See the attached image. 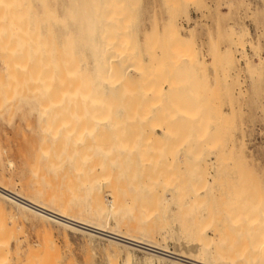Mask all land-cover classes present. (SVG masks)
Returning a JSON list of instances; mask_svg holds the SVG:
<instances>
[{
  "label": "rangeland",
  "instance_id": "obj_1",
  "mask_svg": "<svg viewBox=\"0 0 264 264\" xmlns=\"http://www.w3.org/2000/svg\"><path fill=\"white\" fill-rule=\"evenodd\" d=\"M10 3L15 5L14 9L12 7L13 6L12 4L8 5ZM0 4H1L0 5V25L2 27V28L0 27V169H1L2 174L6 175L8 179L12 175L11 176L12 179L14 178L15 180L19 181L22 176L23 177L24 175L26 176V174L24 175L22 174L26 171L25 161L27 158H30V161L32 162L31 164H33V167H34L33 169H35V167L37 166V162L35 161L33 157V149L31 147L33 144L40 142V139L43 138L48 132L47 127L50 126V122H48V120H39L37 118L39 116L37 115L39 113L38 111H40L38 110V108L42 106V105L40 106L39 103L42 104V99H43V98L42 99L40 98L41 96L39 94L43 95L45 98H47V96L57 97L58 94L60 93L59 89L61 90L62 87L64 88L66 86H69V89H71L74 83L73 82L74 79L70 77V79H72V82H71V80L68 77L71 74H72V77L75 75L76 71L74 69L76 66L78 68L79 74H80V70L81 69L83 70L85 68L83 72L85 74L87 73L88 77H92L89 75V73H91L95 67L97 68V65H95L96 63L94 61H96V57L99 58L103 53V51H101L99 47L100 40H101V37L99 38V35L100 36L104 35L105 30L106 32H108V29H110L111 21L112 19H114L116 21L115 23L120 26L118 27L120 30H122V28L130 30L129 32L130 35L128 39L134 38L136 36L135 39H133V42H135L136 45L135 46L130 45V46L134 50H137V49L138 51L140 50L139 57L142 58L141 64L142 65L144 64V65L142 66L143 68L142 70V68H140V65L138 64L139 68L137 70L133 69L134 72L133 70H131L133 73L129 72L130 73L129 76L133 74L132 78L136 79L137 78L136 76L138 75L139 79L137 80H139L140 83L139 81L134 80V81H137V84L136 82H134V84L136 85L140 84L141 86L142 85L145 86V88L143 89L144 92L141 90L142 91L141 93H144V94L148 93V95L152 93L155 94V92H152V91L156 87H154L153 89V86H154V83H153L152 88H151L150 85L153 81L152 79L149 80L151 82V83L149 82V85H148V81H143L144 84H142L141 78H143L144 75L140 76V73L146 74V76H144V79H143V80H146V77L148 76L147 78L149 79L150 75L153 74V72L155 76L154 75L152 76L157 78L156 73H155V69L158 67L157 63L160 64L161 62L160 65L162 67L159 65L160 73H163L161 72V70L164 67L165 68L167 67V69H169L172 72V71H176V69L179 66L184 65V69L182 66L183 72H181L180 70H179L181 72L180 74H178L179 73L178 71H176L178 73L175 72L176 75L178 74L181 77V74L184 75V72L187 71V73L185 72L187 75L186 76L184 75L183 80H181L180 77L177 78L178 75L176 77L169 78L171 80H173L174 78L176 79V80L169 82L172 84L175 81V83H173L175 85L174 86L175 90L172 89L174 92L172 91V93L169 94V97L171 96L172 98L173 96L174 102L173 101L172 102L175 104L174 105L175 108H173V110L176 109V107L178 108L179 106L178 104L180 105L183 104L182 106L185 105L186 108L188 106L186 111H188V109L189 111L193 109L195 111L199 107L200 109L198 108V110L196 111L199 116V114L206 108L204 107V105L211 106V108L210 106L209 108L207 107L208 110L211 109L209 110V113H207L208 112L207 110H204L206 111L205 114L202 113L204 115V118L200 116L201 119L204 120V122L207 121L204 127L205 131L204 129H201V131L200 129H198L200 127L202 128V125H204L203 124L204 122L201 120L203 122L202 123L200 122V120L197 121L195 119L196 116L194 115H197L196 112L194 113L193 111H191L193 112V114H190L188 112L190 116L188 115L185 116L186 114H184L185 112V109H184L183 117H189L188 118L189 120L190 117L194 116L190 120H192V122L194 120L197 121L196 125L197 124L199 125L197 129L198 131H200V133L203 130L204 136L201 135L200 133L198 134H200L199 135L200 137L203 136L204 139L202 137H201L202 139L199 138V136L196 137L197 135L196 133H195V136L192 135L191 133L190 135L196 137V139L198 138V140L195 141V139L188 134V136L192 137L193 140L195 141V142H192L191 144L192 148L195 147L193 145L195 144L198 145V142L200 144L199 139H201V142H202V140L204 141L208 138L207 135L210 134V133L206 134L208 129L210 130L212 126L214 127L215 125L217 126L216 128H218L217 135L219 136H216L215 138L218 141H216L215 139L214 141L216 142L215 144H218L216 146L220 147L219 149H221V153L219 149L210 150L212 148V145H215V144L210 143V141H207V143L208 142L210 143V145L208 143L209 147L208 145L206 146V149L207 147L209 148V151H210L209 153L207 150H205V144H206V143L204 144L205 141L202 143L204 150L203 148H201L202 144L199 145L201 148V151L198 150L199 152H202L204 154V156L202 153H201L202 155L200 154V159L202 160H207V161L209 160L208 161L209 163L210 162L214 163L216 162V160L217 161L219 160L218 161L219 166H220L219 170L221 171H219L218 173L219 174L218 178L220 180L215 182L217 186L213 188V189L216 188L215 190L217 191L215 192V190H211V194L210 193L209 194L213 196V192H214L215 194L219 195V197L217 195L216 197L221 198V199L219 200V199L213 198L215 196H213L212 198L210 196H207L208 198H206V201L208 203L211 201L214 203V204L213 203L209 204L210 205L209 207L213 209L214 211L213 213L216 214L217 212V215L215 214L214 215L218 218V221H219L218 223L222 225L220 226L222 234H221V238L220 239L218 238L219 239L218 242H219V245L222 244V246L224 247L227 246L229 249H230L229 245L231 247L233 246L232 248L234 249L236 248L235 249L236 253L238 252V254L240 253V255L242 253V255L244 256H246L245 254H247V256L251 254L253 256L255 255L256 257L258 256V252L255 251L256 250L255 246L257 245L258 239L261 237V235H263V233H261V235L259 234L261 230L260 228L262 227L264 228V221L262 222L263 225L262 224L258 225V223H255L257 219L254 215L256 213L255 209L257 213L262 212L261 215L264 213V0H0ZM6 5L7 7H5ZM17 7L18 9H15ZM80 23L81 25H79ZM90 24H91V29L89 28ZM169 25L171 26L169 27ZM97 26L101 27L102 30H100L101 28L98 29ZM101 32H104V33L101 34ZM174 32L178 33L179 39L181 38V36H183V39H186L187 41L185 40L183 42L177 39L178 37H176L175 41L177 42H174V39H172ZM127 36H128V33H127ZM175 36L177 35L175 34ZM92 37L94 39H92ZM97 38H99L100 40ZM103 38L104 36H102V41H103ZM144 38H147V39L145 40ZM242 39H243L242 42L244 44L241 43L242 44L241 45L239 42H241ZM76 40L78 41V43ZM93 40L97 42L95 45L93 44L95 43ZM171 42H173L176 45H174ZM79 43H81L82 45ZM177 43L180 45H178ZM131 44H134V43H131ZM137 44L139 47H137ZM93 45L98 49H95ZM150 45H151V48H150ZM172 45L175 48H173ZM80 46H82L83 50L82 49L78 50L79 48H81ZM167 46L172 47L173 49L168 48ZM12 47H13V51L14 49L18 48L19 53L17 54L18 55L17 58L16 56H12L14 57V59H12L11 57L12 62H9V63L13 64L15 61V64L13 66L20 65V69H19V72H17L14 69L13 73L16 71L14 74L13 73L8 74L6 71H4L6 68L5 65L8 63V59H9V58L5 59L6 57L5 55H8L10 57V52L12 53ZM153 47H154V50L156 49L155 47L158 48L156 49L157 51H153V52H158L156 54L159 55V60H158V56L157 58L155 57L157 63L156 61L153 60L154 58L153 56L154 55L156 56L155 53L151 52L153 50ZM3 50L6 51L5 55L3 54L4 53ZM147 50L148 51L151 50L149 51L150 55H152L153 53L151 57L149 56L151 60L148 58L149 53L147 52ZM160 51L164 53L162 54ZM191 51L194 53H191ZM75 52H76V55H74ZM83 52L85 53L83 54ZM95 52H97L98 56H95L97 55ZM80 53L82 54V56ZM174 53L176 57L174 56ZM177 53L179 54L180 58L178 57ZM88 54L92 55V59H90L91 57H89L90 55ZM167 55H170V56H167ZM74 56L78 57V59L75 58ZM160 56H161V59H160ZM185 56L186 58H184ZM86 57L89 59H85ZM93 57H95V59ZM168 58L169 59L171 58V60H173L171 64H173L174 66L171 64L169 65L170 63L169 61L167 63L166 60H169ZM17 59L19 60V62ZM73 59L75 63L73 62ZM75 59H77V61H75ZM82 61H86V62L88 61V63L90 62L89 64L90 65L92 64V65L90 66L89 64H86V62L83 63ZM147 61H149L151 65L150 63L145 64V62L147 63ZM152 61L154 62L153 66H152ZM177 62L178 64H176ZM185 62L188 65L187 64L185 65ZM77 63L81 65L78 66ZM82 64L84 65L82 66ZM147 65H149L148 67H151V69L149 70L150 72L149 71L147 72V69H148L146 68ZM176 66L177 68L175 69ZM186 67L188 68L187 70H185ZM86 69H88V71ZM94 70L96 71L97 69H94ZM70 71H71V74H70ZM170 71H167V72H170ZM167 72H165L166 76L164 75L163 77L164 82L167 79V77H169ZM66 73H69V76L67 78L65 76ZM157 73L160 74L159 72ZM11 75L13 78H11ZM191 79L193 80V83ZM13 80L14 82H12ZM129 80L130 79H128V81ZM154 80H158V79H154ZM17 81L18 82L20 81L19 84L22 83L23 86L26 85L29 87V88L26 87V90L28 89V91L25 90V94L28 92L27 95H25L24 93L23 95H21L22 91L24 90V87H21L22 86L21 84L18 85ZM167 81L165 82L166 84L158 82L159 84L161 83V86L157 84L155 85V86H159V89L158 88L156 89H157V92H159L158 94H160L158 95L156 93L158 96L156 94L155 96L158 97V99L160 96H163L167 102L166 104H168L170 100H172L169 97L168 98L170 100L169 101L167 100L168 95H166V93L169 91L166 92V90L171 85V84H168L167 86ZM33 82L36 83L35 87L34 86L32 87L30 86V84H28V83L34 84ZM145 82H147L146 85H145ZM131 84H129L128 82L127 86ZM134 84L131 86H134ZM16 86H18V89ZM141 86H135V87L129 86V87L130 89L135 88L134 89L135 91L137 90V87H140L139 90L142 89ZM129 87H127V89ZM160 87L163 89H161ZM146 89H148L149 92H147ZM169 89H171V87ZM33 90L37 93L36 95L33 93L34 92ZM29 91H31V94L33 93L35 96H31V94H29L30 93ZM185 91L187 92V94ZM179 92L180 93L184 92L185 95L187 96L195 93L192 97L193 99L195 98V95H196V98L199 95L198 99L200 101L198 100L199 102L198 101L196 102V103H199L197 108L195 109L194 106H193V109L191 106H190L191 109L189 108L190 104L195 105V107L197 105L196 103L195 104L191 103V99H192L190 98L191 96H188L190 99H187V97L186 98L184 97V93H183V96L181 97L182 98L184 97V100L186 99L188 102H184V100L181 101L180 100L181 98L178 97L181 95ZM16 93L17 94L20 93V94L17 95ZM28 95L29 97L31 96L33 100L29 98ZM138 95H136L138 97V98L136 97L138 101H133L132 105L135 102L136 103L138 102V105H139V102H140V104L143 106L144 100L140 101L139 99L140 95L139 96ZM18 96H22V97L20 99L18 98L19 101L15 100L14 101L15 104H14L13 98L16 99ZM36 96H38L37 97L38 100H36L37 99ZM130 96H133V95L126 96V98L128 97L127 99L129 100V102L131 100ZM141 96L146 97L147 94L146 96L145 95H141ZM200 96H202V98L205 97V99L204 98L202 99ZM163 97H161V102L165 101L163 100ZM207 97L208 99H206ZM22 98H24V100ZM26 98H29V100H27ZM148 99H151L154 101L152 97L147 98V100ZM20 100L22 101L20 102ZM151 100H148L151 102V106L155 104L157 105L156 108L159 109L161 102H156V100L153 102ZM194 100H197V99H194ZM35 101H38V102H35ZM16 103H18V106H16L17 105ZM146 103H147L146 104L147 106L144 105V109L148 108L149 103L148 102ZM212 103H215V104H212ZM162 104L164 105V103ZM33 105H34V109L32 108ZM35 105H36V108H35ZM134 105L137 106L136 104ZM182 106H180L181 108L179 107L178 109L182 110L183 109ZM170 107H168L166 111H169ZM201 107H203L204 109ZM165 108L166 107L163 108L164 112H165ZM178 109L174 111H176L178 116L182 117L180 115V113L182 114V112H180ZM138 110L139 109H137V111ZM141 110L142 109L140 108V112ZM199 110L201 111L199 112ZM158 112L160 113V110ZM163 113L161 112V114ZM176 113L174 115H176ZM61 114H62L60 115L61 118L62 119L65 118L66 110L63 109L61 111ZM165 114H168V112ZM178 116L175 118L176 119L179 118ZM177 120L178 122H176ZM177 120L174 119V123L172 120L170 124L172 126L173 124L176 126V127L171 126V129L173 128L172 129L174 130L173 132L177 131L178 136H179L178 137L177 134L176 136L173 135L171 131L172 133L171 137L175 136L178 139L174 140L173 142L172 140L168 141L166 139H161L163 143L161 144V146L164 145V147H166L165 145H167V148L168 147L169 148L164 149L162 147L163 149L161 148V150H163L164 153L160 151V153H158L159 156L157 153L153 155L151 154V155L154 157V159H156L155 158L156 155H157V159L162 156L164 158L167 157V159L169 160L167 159L164 160L163 157L162 158L164 161L161 160L162 158L159 159V161L156 159L157 160V162L155 160L156 165L158 166L162 164L161 163L162 161L163 163H165L163 164L164 167L171 164L167 166V167H171V169H170V172L168 171L169 172L168 175L166 173V176H167L166 178H171L169 176L173 177V174L176 172L175 176L177 177V179L179 178L178 181L175 178L173 179L171 178V179L174 180V182L177 181L178 183L180 181L182 182L180 184H183L186 182L184 181L185 180L184 178L187 177L186 174H188L191 171L190 170L189 172H187L188 166L187 164L184 163L186 161L185 159H188V161L189 160L191 161L192 156L195 157L199 153L198 152H197L198 154L196 153L197 149L195 150L194 154L193 152L190 153L191 152L190 145L188 146L187 149H185L186 148L185 146L187 144L186 142L189 141L187 140L188 137L186 138V136H185L186 140L184 138L183 141H181V142H184V143H181L183 144V146L180 144L179 141L184 137V134L187 133L186 130H188V128L186 130L185 129L183 130L182 127L186 128V126L189 124L187 123L182 126L181 125L182 122L180 124L179 119ZM183 121L185 122V120ZM178 123L181 125L180 127ZM125 124H127V122H125ZM128 125L130 126V123ZM131 125H136V124L134 123ZM137 126L138 125H136V127ZM125 127L127 130V132L126 131L125 132L126 134H128L129 132L128 131L129 129H127L128 126L125 125ZM125 127H124V130H125ZM136 127L134 128L136 129ZM138 127L136 130H138ZM187 127H190V126H187ZM195 127L196 126H194L193 128ZM105 128H106V131H105ZM177 128H181L183 131H185V133L179 134V132H183V131H180V129L177 130ZM103 129H104L102 130L103 132L101 131V129H99L98 133L100 134L102 133V135L103 133L104 134L106 133L105 134L106 136L107 132H110L109 131L110 128L104 127ZM136 130L134 131L136 132ZM191 130L189 128L188 133H190L189 131ZM212 130L216 133V130H214V128L211 129V131ZM132 134L134 133L130 132V135ZM137 134H139V132ZM181 134L183 135V137ZM134 135L136 136V133ZM139 135H137L136 138H138ZM205 135L207 136V138H205ZM210 135L214 137V133L213 134L211 133ZM143 136L140 135L139 139L143 138ZM171 137H168L167 139H170ZM136 138H132V139L135 140ZM145 139H141V141L144 143H147L145 142ZM208 139L211 140L210 138ZM156 140L158 139L156 138L152 142ZM167 141L170 142L173 147ZM142 142L140 144L143 146ZM159 142H160V139L156 143H159ZM175 143H176L175 147L178 146L179 144L180 145L175 148L174 147ZM149 144L147 143V145H145L147 149L149 147L148 146ZM168 144L170 146H168ZM151 145L152 144H150V147H149L150 149H152L154 144L152 146ZM170 147L172 148L171 150H170ZM197 147L198 146H196V148ZM147 149L144 148V152L145 150L147 151ZM155 150H153L154 153H155ZM153 151H151V153H153ZM166 152H168V154H166ZM205 152L209 154V158H207L208 155L205 154ZM164 154H166V156ZM168 155H172L171 160L172 159L174 161L176 160L175 162L173 161L174 163H177V162H178L177 164L181 163L180 165H178L179 167L180 166L183 167V165L185 164L184 168L181 167L182 169H184V171L182 170L183 174H181V168L179 169V167L176 164L174 165L172 161H171L172 163L169 162L171 156L169 157ZM198 156L196 158H193L194 162H195V159L197 160L199 159ZM204 157L206 158L204 159ZM179 158L181 159V161L179 160ZM212 160H215V161H212ZM9 161H14V166L13 165L10 166ZM167 161L169 162V164H167ZM188 161H186V163H188ZM189 164L190 162L188 163V165ZM191 164L194 166L193 160L191 161ZM172 165L175 166L174 167L175 170L173 169ZM177 168L179 169V171ZM190 168H193V167L189 165L188 169ZM163 169L161 170L162 171L161 173H163V171L166 168L164 170ZM215 169L216 168L214 166L210 165L207 171L215 175ZM172 170L174 171V173L170 174L171 172H173ZM205 173L206 172H204V175ZM29 175L31 176L30 173H28V176ZM43 178H46V180L50 179L49 176L47 175L43 176ZM164 178H165V175H164ZM171 179L169 180L171 181ZM169 180L167 182L165 181V183L164 181L162 182V184H164L163 187H165L166 190L165 189L162 190L163 188L161 186H159L160 187L159 189L161 190L157 191L155 189V191H157L156 194L158 198L154 192L155 194V196L153 195L154 201L156 200V202H159V203H157L158 206L157 204L151 203L152 206L150 208L152 209L154 205V209H157L155 207H158L160 210V211L155 210L156 212V216L154 217L155 220L153 219V221L151 222L152 225L155 224L154 227H156V229H157V225H159L158 227H160V229H157V230L155 229L156 237L159 238L160 240H163L164 238L162 237L163 236L162 234L167 235L164 241H166L170 249H173L176 246L175 245L176 240H177L176 238L179 235H182L180 234L182 228L179 223H182V220L184 221V218L187 217L186 215L187 213L185 214V211L187 209H185L186 206L183 207V210H181L182 208L179 207L180 206L179 200L180 198H183L182 196L185 194L184 188H181L183 194H181L182 192L176 193V192H172L168 190L169 188L167 187L175 184L174 182L173 184L171 182V185H170ZM126 182L124 183L130 187V185L127 184L129 181L127 183ZM218 183L220 184L219 186H218ZM126 185L124 186L126 187ZM75 186H76L75 189L77 190V191L75 190L76 192L75 195L76 196L80 195L78 196V199L79 197H82L84 199L83 203H85L86 200L88 202H91L94 198L93 196L96 195V193H99V192L102 193L103 191L106 190L105 184L100 185L98 189L88 188L89 186H85L86 189H84L80 187V185L78 184L77 185L75 184ZM183 187H184V184H183ZM129 189H127L128 192H129ZM218 189L220 191H218ZM136 190L138 191V189ZM130 191L132 192L131 195H133V193L135 192L134 189H133L134 192L132 190ZM224 191H227V192H224ZM228 191H231L230 192L231 195L228 193ZM139 192L141 193V191ZM217 192H219L220 194ZM234 192H237V193H234ZM136 193L138 194V192ZM142 193H143L142 195H144L143 191ZM163 193H165V195ZM179 193L181 195L180 198H179L180 195H178ZM222 193L223 195H225L223 200H222V197H220ZM232 193L236 194L237 198H234L235 195L233 194L234 196H232ZM127 194L129 196L128 198L131 199L130 197L131 195L129 193ZM169 194H170V197H169ZM104 195L110 199V197L108 196V193L105 192ZM176 195H178L177 196L178 198H176ZM82 198H80V200ZM140 198H139V201L141 202V207H142V200L145 198H143V196H141ZM167 198H169L168 203L166 200ZM232 198H234L235 200L234 199L232 200ZM210 199L212 200L209 201ZM214 201L215 202L218 201L216 203L217 205L215 204ZM144 202H148V200L146 201L145 199ZM0 203L2 205L0 206V245H1L0 246V264H5V263L6 264L7 263L8 264H95V263L100 264L102 262H108V261L110 262L111 260H113V262L112 261L111 262L115 264H123V263L124 264H133V263L134 264H146V263L147 264H162V261H159V259H156V256L151 257L152 254L149 253L146 249H139V248L131 249L132 256H130L129 258H127L126 257L127 254H125V253H128L127 250L123 251L122 253L123 256L116 255L115 253H113V250H114L113 247L115 246L114 245L112 246V243L108 241L107 236H96L92 238L86 232H82L81 230H77L74 228H67L66 235H64L65 232L62 226H59L56 223H49L46 225V227H44L42 226V224L37 222L35 219H32L29 215H26V214L24 215V211L21 212V209H19L20 210L19 211L17 210L18 208L16 207V210H15L14 208L15 206L13 207L11 203L4 202L3 200H0ZM219 203L220 205H218ZM212 204L216 208V212ZM252 204L256 206L255 209ZM146 205H148V203H146ZM161 208H162V211H161ZM10 210H11V214H10ZM158 211L159 213H157ZM224 211H227L228 214ZM134 212H136V210ZM219 212H222L223 215L222 213H219ZM240 213L242 214L244 213V214L242 215ZM141 214H143V211L141 212ZM228 215L231 217H229ZM157 216H159V218ZM221 216L223 217L221 218ZM244 217L246 220H244ZM154 221L157 223H155ZM222 221L225 222V224H223ZM227 221L228 222L230 221V222L228 223ZM161 225H162V228H161ZM250 225L254 226L255 229L259 227V229L253 230L252 228L254 227H252L251 228L252 230H251ZM229 226L230 227L235 226V229L237 226L236 230L238 231L236 230L234 231ZM246 226L249 228H247ZM224 228L226 229L228 228L227 230L225 229L226 232L228 230L229 231L232 230L231 232H227L228 236L224 235V232H223ZM166 229H167V233L165 232ZM49 230H51V232H49ZM159 230H160V233H159ZM241 232H243L244 234H242ZM246 232H248L249 234H247ZM158 233L160 235H158ZM233 233L235 234V236L233 235ZM237 234H239L240 237ZM219 236L220 235H218L217 237ZM224 236H225V239H224ZM230 236L233 240L230 239ZM237 236L239 237V240ZM226 238H228L229 240L228 239L226 240ZM236 242L238 243L237 245H236ZM248 245L250 246L248 247ZM250 251L251 253H249ZM253 252H256V254H253ZM262 252H259L258 258L260 260L263 257V256L262 257L260 256L264 254V250ZM3 253H6L7 255ZM150 257L153 259L151 260ZM263 259L264 258H262V261ZM98 261L99 263H97ZM165 262H166L165 264L170 263L168 260Z\"/></svg>",
  "mask_w": 264,
  "mask_h": 264
},
{
  "label": "bare ground",
  "instance_id": "obj_2",
  "mask_svg": "<svg viewBox=\"0 0 264 264\" xmlns=\"http://www.w3.org/2000/svg\"><path fill=\"white\" fill-rule=\"evenodd\" d=\"M11 4L12 3H10L8 5H11ZM12 5H13L12 7L14 9L15 5L14 4H12ZM5 7H7V5ZM8 7H10V6H8ZM15 9H18V7ZM89 14H90V12H89ZM83 19H85V18H83ZM115 22L116 21L114 19H112L111 24H110V29H108V32H106V30H105V33L101 32V34L104 33V35H102V36H104L103 41H102V36L99 35V38L101 37V40L99 38H97L100 40L99 47H100L101 51H103L104 55L102 53V55L99 58L96 57V61H94L95 57H93L94 58L93 61L96 63L95 65H97V68L95 67L94 69H97V70L95 71L93 69V71L91 73H89V75L92 77H88V74L86 73L87 74L86 75L83 72V70L85 69L84 67H83L84 68L83 70L82 69L80 70V74H79L78 68L76 66L74 69L76 71V73L73 77H72L71 71H70V74H71L70 76H69V73H66V75H65L66 78L69 76L68 77L69 79H70V77L74 79V81H73L74 83H73V86L71 89H69V86H66L64 88L62 87L61 90L59 89L60 93L58 94L57 97L47 96V98H45L43 95L39 94L41 96L40 98L41 99L43 98V99H42V104L39 103L40 106L41 105L42 106L38 108V110H40V111H38L39 113L37 115H39V116L37 118L39 120H48V122H50V126H48L49 128L47 127L48 132L45 131V132H47V134L43 138L40 139V142L33 144L31 147L33 149V157H34L35 161L37 162V166L35 167V169H33L34 167H33V164H31L32 162L30 161V158L26 157L27 158L25 161L26 171L22 175L26 174L27 177L24 175V177L22 176L19 181L15 180L14 178L12 179L11 178L12 175L8 179L6 177V175L2 174L1 169H0V200H3L4 202L11 203L13 205V207L15 206L14 207L15 210H16V207L18 208L17 210L21 209V212L24 211V215L25 214L29 215L32 219H35L37 222L42 224V226H44V227H46V225L49 223H56L57 225L62 226L64 228V232H65L64 235H66L67 228H74L77 230H81L82 232H86L92 238H94L96 236H107L108 241L110 243H112V246L113 245L115 246V247H113L114 248L113 253L121 256L123 251L127 250L128 253H125V254H127V256H126L127 258L132 256L131 255L132 254L131 249L139 248V249H146L149 253L152 254V255L150 254L151 257L156 256V259H159V261H162V264H165L166 263L165 261H167V260L170 262L169 264H264V259L262 261V258H264V254H262L260 256V257L263 256L261 258V260L258 258L259 252H262L264 250V228L263 227L260 228L261 230L259 232L260 235H261V233H263V235H261V237L259 239L257 238L258 239L257 245L255 246L256 250L254 249L255 251L258 252L257 257L255 255L253 256L252 254L251 255L248 254L249 256H247V254H245L246 256H244L241 253V255H240V253L239 254H238V252L236 253V250H235L236 248L235 249L232 248L233 246L231 247L229 244H227V245H229L230 249L227 246H225V247L222 246V244L219 245L218 241L221 238V234H222L220 226H222V225H220L218 223L219 222L218 218L215 216V215H217V212H216V208L213 205L214 203L211 201L212 199L209 200V201H211L209 203L206 201V198H208L207 196H210L211 198L213 196H215L213 198L219 199V200L221 199V198H218L219 195L215 194L214 192H213V196L210 195L211 190L216 189V188L213 189L214 187L217 186L215 184V182L220 180L218 178V176H219L218 173H219V171H221V170H219V167H220L219 162H218L219 160L218 161L216 160V162H214V163L210 162L211 163L210 164L208 162L209 160L207 161V160L200 159V154L202 152L198 151V150L201 151V148H203V150H204L202 143L205 141L204 142V144L206 143L205 144V150H207L209 153L210 151H209L208 147H209L210 143L215 144L216 142L214 141V139L216 138V136H219V135H217V129L218 128H216L217 126L215 125L214 127L212 126L211 129L214 128V130H216V133L213 130L211 131V129L210 130L208 129V131L206 130L207 131L206 134H208V133L213 134L214 133V137L210 134H209L210 137H209V135H207L208 138L211 139V140H209L207 138V136L205 135V138H207L208 140L207 139L204 141L202 140V142H201V139L202 138L204 139V137H203L204 135H203V130L201 133H200V131H201V129H204V131H205L204 127H205V124L207 123V121L204 122V120H202L201 117L204 118L203 114L206 113V111H204V110H207L208 111L207 113H209V110H211V109L208 110L210 105H204V107H206L205 109L203 107H201L204 110L198 116V113L196 111L199 108V107L197 108L199 103H196V102L199 100L198 99L199 95L197 98L195 95L194 99H197V100H194L192 98L195 93L194 94L189 93L191 95H188V96H191L190 98H192L191 103L197 104L195 107V105H193V104L191 105L189 103L190 104L189 108H190V106L192 107V109H193V106L195 109L197 108V110H195V111H194V109L190 110V111L188 109V111H186L188 106L186 108L185 105L182 106L183 104L180 105V104L176 103L179 105L178 108L180 106L183 107L182 110H180L176 107V109H178L180 112H182V114H183L184 109H185V112H187V113L189 112L190 114H193V112L194 113L196 112L197 115H194V116H196V117L198 116L197 118H199V119H197L196 117H195V119L197 121L200 120V122H202V121L204 122V123L202 122L204 125L201 124L202 128L201 127L198 128L199 125L198 124L196 125V123H197L196 120H194L195 123H194V121L192 122V120H190L194 116L190 117L189 120H188L189 117H183L184 114H186L185 116H187V115L190 116L189 113L187 114L184 112L183 115L180 113V115L182 117L177 115L176 111H174L176 109L173 110V108H175V106H174L175 104L173 103L174 102L173 96H172V98H171V96L169 97V94H171L172 91L175 90L174 89L175 85L173 84V83H175V81L172 83L173 86L169 82L176 80V79L174 78L173 80H171L169 78L176 77L178 74L183 72L182 70L184 69V65L181 64L183 66V69H182V66H179L178 67L179 69L177 68V66L175 67V69L176 68L178 69V70L176 69V71H178L179 73L176 71L171 72L169 69H167V67L162 68L161 72H163V73H160L159 65L161 64V62L159 64L156 61L157 56H158V60H159V55L156 54L158 52H153V51H157L156 49H158L157 47L159 46V44L157 47H155L156 48L155 50H154V47H153V50L151 49L152 51L149 50V51L156 54V56L155 55L153 56L154 57L153 60L156 61V63L158 64V67L156 66L157 67L156 69L158 71L155 69V73H156L157 78L152 76V75L155 76V74L153 72V74H151V75L149 73V75H150L149 79L147 78L148 77L147 76L146 80H143L144 76H146V74L140 73V76L144 75L143 78H141L142 79L141 83L144 84L143 81H148V85H149V82H150L149 80L152 79L153 80L152 83L150 82L151 88H152V84L154 83L153 89H154V87L159 89V86H161V83H165L169 79L170 81L169 80L167 81V86H168V84H171L170 85L171 89H169L170 87H168V89L167 90L165 89V90H166V92L169 91V92H167L168 94L166 93V95H168L167 96L168 101L170 99H172V100H170L172 106H171L170 102L168 104H166L167 102L163 96H160L159 99H158V97L155 96L156 93L157 94L159 93V92H157L156 88L154 89L156 91H154V90L152 91V92H155V94H153L150 91L153 95L152 94L148 95V93H145V94L141 93L143 91V89L145 88V86L144 85L141 86L139 84L140 81L137 80V79H139L138 75L136 76L137 77L136 79L132 78L133 74L131 76H129V74L132 72L131 70H133V69L137 70L139 68V65H140V68H142V66L144 65V64L143 65L141 64L142 58L139 57L140 56V52H139L140 50L139 51H138V49L134 50L130 46V45H132V46L136 45V43L133 42V39H135L136 36L134 38L128 39L129 35H130V33H129L130 30L123 29L122 27H121L122 30H120L118 28L120 26L118 24H116ZM87 24H88V22H87ZM79 25H81V23ZM99 26H97L98 29L101 28ZM102 26H103V24H102ZM170 26L171 25H169V27ZM0 27H1V25H0ZM88 27H89V25H88ZM89 28L91 29V24H90ZM100 30H102V28ZM100 30H99V32H100ZM127 33H128V36H127ZM131 33H133V32H131ZM144 34H145V32H144ZM175 34L177 36H175ZM95 35H96V33H95ZM176 37H178V33L174 32V35L172 38V39H174V42H177V41H175ZM169 38H171V37H169ZM92 39H94V38L92 37ZM144 39L146 40L147 38H144ZM172 39H171V41H172ZM177 39H179V37ZM179 40L184 42L186 39H183V36H181V38ZM84 41H85V39H84ZM93 41L95 43H93ZM93 41H92V43L95 45L97 42L95 40H93ZM242 41H243V39L239 43L240 44L243 43ZM1 43H3V42H1ZM77 43H78V41H77ZM131 43H134V44H131ZM171 43H173V42H171ZM79 44H81V43H79ZM182 44H184V43H182ZM174 45H176V44H174ZM178 45H180V44H178ZM96 46H98V45H96ZM80 47L81 48H79L78 50L82 49V46H80ZM137 47H139L138 44H137ZM2 48H4V47H2ZM94 48L98 49L95 46H94ZM150 48H151V45H150ZM168 48H172V47H168ZM173 48H175V47L173 46ZM18 50H19L18 48L14 49V51L17 52L16 53L13 51V47H12V53L10 52V57L8 55H5L6 51L3 50V52H4L3 54L6 56L5 59H7V58L10 59V61L8 59V63L12 62L11 61L12 56H16V58L18 57V55H17L19 53ZM78 50H77V52H78ZM176 50H177V48H176ZM149 51L147 50L148 53H149ZM162 51H163V49H162ZM162 51H160V52L162 53ZM166 51H168V50H166ZM187 51H189V50H187ZM84 53L85 52H83V54ZM95 53L97 54V52H95ZM153 53H152V55H153ZM175 53H174V56H175ZM191 53H194V52L191 51ZM92 54H93V52H92ZM172 54H170V55H172ZM74 55H76V52ZM88 55H90L89 57H91L90 59H92V55L91 54H88ZM152 55H150V53H149L148 58L150 59V57ZM170 55H167V56H170ZM81 56H82V54H81ZM95 56H98V54ZM186 56L184 58H186ZM87 57L85 59H89ZM178 57H179V54H178ZM75 58L78 59V57H75ZM12 59H14V57H12ZM77 59H75V61H77ZM160 59H161V56H160ZM181 59H182V57H181ZM162 60H164V59H162ZM88 61L87 62L82 61V62L83 63L86 62V64H89L90 62L88 63ZM166 61H167V63H168V61L170 62L169 65L171 64V62H173V60H171V58L169 60H166ZM18 62H19V60H18ZM73 62H74V59H73ZM178 62H180V61H178ZM178 62L176 64H178ZM8 63L5 65L6 68H5V70L3 69L4 71H6L8 74H12L14 69L17 72H19L20 65L13 66L15 64V61L13 64H10V63L8 64ZM148 63H150V62L149 61H147V63L145 62V64H148ZM153 63L154 62L152 61V66H153ZM192 63H193V61H192ZM77 64H75V65H77ZM186 64L187 63L185 62V65ZM80 65L78 64V66H80ZM83 65L84 64H82V66ZM150 65H151V63H150ZM171 65H173V64H171ZM145 66H144V68H145ZM148 66L149 65H147V67H146V68H148L147 72L151 69V67H148ZM167 66H168V64H167ZM161 67H160V69H161ZM180 67H181V69H180ZM166 69H167V71H170L171 73L167 72ZM187 69L188 68L186 67L185 70H187ZM86 70L88 71V69H86ZM134 70H133V72H134ZM142 70H143V68H142ZM157 72H159L160 74H158ZM165 72H167L169 77H167V79L165 78L166 80L164 82L163 77L165 75ZM175 72L178 74L176 75ZM185 72L187 73V71H185ZM185 72H184V75L186 76L187 74ZM92 74H94V75H92ZM161 74H162V76H161ZM184 75L181 74V77L178 75L177 78L180 77L181 80H183ZM128 76H129V78H128ZM159 76L162 78H160ZM151 77H153V78H151ZM11 78H13L12 75H11ZM159 78H160V80H159ZM128 79H130V80L128 81ZM154 79H158V80H154ZM185 79H184V81H185ZM62 80H63V78H62ZM70 80L72 82V79H70ZM134 80L139 81V83H138L139 85H136L137 81H134ZM161 80H163V81H161ZM32 81H33V79H32ZM127 81L129 82V84H131V82H132L131 85H133L134 82H136V84H134V86H131V85L127 86V84H128ZM12 82H14V80ZM19 82L17 81L18 85H20V84L22 85V83L19 84ZM158 82H161V83L159 84ZM33 83L34 84H32V83H28V84H30V86H32V87L33 86L35 87L36 83L35 82H33ZM192 83H193V80H192ZM146 84H147V82H145V85ZM156 84L159 86H155ZM129 86L130 87L141 86L142 89L139 90L140 87H137V90L134 91L135 88L130 89ZM16 87L18 89V86H16ZM21 87H24V90L22 89L23 91L21 93V95H23V93L25 94L26 87H28V86L22 85ZM21 87H19V88H21ZM127 87H129V88L127 89ZM148 88H150V87H148ZM191 88H192V86H191ZM161 89H163V88H161ZM128 90H129V92H128ZM146 90H147V92H149L148 89H146ZM26 91H28V89ZM31 91H32V89H31ZM31 91H29L30 92L29 94H31ZM193 91H194V89H193ZM33 93L35 95L37 94L35 91ZM33 93L31 94V96H35ZM133 93H135V94H133ZM183 93L184 92L180 93L181 95L178 96L181 98L180 99L181 101L184 100V97L185 98L187 97V99H190L187 95H185V93H184V97L182 98L181 96H183ZM19 94H17V95H19ZM27 94H28V92L25 95H27ZM127 94L133 95V96H130V98H131L130 102L127 99L128 97L126 98V96H128ZM146 94H147V96H146ZM186 94H187V92H186ZM136 95L139 96L140 101L144 100V102H143L144 105L147 104L146 102L149 103L147 109L146 108L144 109V105L142 106L140 104V102H139V105H138V102L134 103L137 106H135L134 104L132 105L133 101H138V99H137L138 97ZM141 95H145L146 97L141 96ZM158 95H160V94H158ZM31 96L29 97V95H28V97L32 99ZM13 97H15V96H13ZM21 97L22 96H18L16 99L13 98L14 99V100L12 99L13 103L15 104L14 101L18 100V98L20 99ZM37 97L38 96H36V98ZM132 97L134 98V100ZM143 97H144V99H143ZM149 97L150 98L152 97V99H154V101L156 100V102H161V97H163V100H165V101H162L160 103V107L162 109L160 107H159V109H157L156 108L157 105H155V104H153L151 106V102L148 101L151 99L147 100V98H149ZM200 97L202 98V96H200ZM29 98H26V99L29 100ZM203 98L205 99V97H203ZM22 99L24 100V98H22ZM176 99H178V98H176ZM206 99H208V97ZM36 100H38V98ZM127 100H128V102H127ZM185 100H184V102H188L187 100L186 101ZM21 101L22 100H20V102ZM151 101H153V100H151ZM35 102H38V101H35ZM40 102H41V100H40ZM18 103H16L17 104L16 106H18ZM162 103H164V105ZM181 103H183V102H181ZM14 104H12V105H14ZM212 104H215V103H212ZM161 105L166 107L165 112L163 110L164 107H162ZM168 107H170L172 109L171 110L169 108V111L171 110L170 112H172V113H170L169 111H166V109H168ZM32 108L34 109V105L32 106ZM35 108H36V105H35ZM140 108L142 109L141 112H140ZM210 108H211V106H210ZM63 109L66 110V117L62 119L60 115H62L61 111ZM134 109H135V111H134ZM137 109H139L138 110L139 112L137 111ZM159 110H160V113L158 112ZM201 110H199V112ZM143 111H144V113H143ZM191 111H193V112H191ZM161 112L162 113L164 112V113L161 114ZM167 112H168V114H165ZM175 113H176V115H174ZM177 116L179 117V118H177V119H179V123L181 124V122H182V124H181L182 126L184 124H187V123L189 124L187 126H190V127L186 126V128L182 127L183 130L184 129L186 130L187 128H188V130H189V128H190V130L192 129L191 131H189L190 133H188V130H186L187 133H185V131H183L181 128H177V130L180 129V131H183V132H179V134L185 133L184 137L181 134L183 138L179 141L180 144L184 143L181 141H183V139L186 136V138L187 137L189 138V139L187 138V140H189V141L186 142L187 143L186 146L184 145L186 147L185 149H187L188 146L190 145V148H191V149L189 148L191 150L190 153L193 152V154H194L196 149H197L196 153L197 152L199 153V154L197 153L199 155V156L197 155L199 159L198 160L195 159V162H194L193 158H196L197 156H195V157L192 156V158H191V161L193 160L194 166L191 164L190 160L188 161V159H185L186 161H188V163L190 162L189 165L193 168L188 169L189 168L188 163H186V161L184 162L188 166L187 172H189L191 170L189 172L190 175H189V173L186 174L187 177L184 178L185 180L183 179L184 181H186L185 182L186 184L183 183L184 187H183V184H180L182 182L179 181L177 183L179 178L177 179V177L175 176L176 172L174 173L173 170H172L173 172L170 173V174L174 173L173 177L172 176H169V177H171L172 179L175 178L177 181L175 180L176 182H174V180H172L171 178H166L167 177L166 173L168 175V173L170 172V169H171V167H167V166L171 165V164H169V162L174 161L173 159L171 160L172 155H168L169 157L170 156L171 157H170V161L169 162L167 161V164H169V165H167L166 167H164L163 164H165V163H163V161L165 159H167V157L164 158L161 155L164 158V160L162 157L157 159V155H156L155 158L158 161L161 158H162L161 160H163L161 162L162 164L157 166L156 165L157 160L154 159V157L152 156L153 154L160 153V151L163 152V150H161L162 147L164 149L169 148V147L167 148V145H165L166 147H164V145L161 146V144H163L161 139H166L168 141L172 140V142L174 140L178 139L177 137H175L176 134L178 136L177 131L173 132L174 130H172L173 128L171 129L172 125L170 124V122L172 120H173V123H174V119L177 120L175 118ZM186 119L188 122L186 121ZM183 120H185V122ZM189 121H190V123H189ZM125 122H127V124H125ZM176 122H178V120ZM129 123H130L131 127L128 125ZM134 123L139 126V127L137 126L138 130H136L137 129L136 125H131ZM179 123H178V125L180 127L181 125ZM193 124H195V125H193ZM125 125H127L128 126L127 129H129L128 134H126L127 130H126ZM176 125H177V123H176ZM192 125H193V127L194 126H196V127L193 128ZM104 127L110 128L109 129L110 132H107L106 136H105L106 133L105 134L103 133V135H102V133L101 134L98 133L99 129H101V131H102V130H104L103 129ZM124 127H125V130H124ZM134 127H136V129ZM172 127H176V126L173 124ZM45 128H44V130H45ZM197 128L200 129V131H198ZM196 129H197V131H196ZM134 130H136V132ZM105 131H106V128H105ZM137 131L139 132V134L142 133L147 140L151 141V142L147 141L144 138V136L142 134H140L141 136H143V138H141V139H145V142H147L148 144L149 143L152 145L154 144L153 147L156 150L153 147H152V149H150L149 148L150 144L148 145L149 147L147 149L145 146V145H147V143H144L141 141V139H139L140 135L137 134L138 133ZM171 131H172L173 135H175V136L171 137V135H172ZM130 132H132L134 134L136 133V136L134 134L130 135ZM191 133L194 136L196 133L197 134L196 137L199 136L200 134L203 135V136H201L202 138L199 136V138H201V139H199L200 144H199V142H198V145H196L194 143L195 144V145H193V146H195V147H193L194 149L192 148L191 144H192V142H195L196 140H198V138L196 139V137L190 135ZM198 133H200V134H198ZM188 134L190 136H192L195 139V141L193 140L192 137H189ZM137 135H139L138 138H136ZM168 137H171V138L167 139ZM132 138H136L138 140H136V139L134 140ZM156 138L158 140L152 142ZM186 138H185V140H186ZM159 139H160L161 143L160 142L156 143L159 141ZM217 139H218V137H217ZM139 140L142 142L144 147L140 144L141 142ZM207 141H210V143L208 142L209 145H208ZM216 141H218V140H216ZM221 141H222V139H221ZM168 143L171 145L170 142H168ZM169 144H168V146H170ZM155 145H157V146H155ZM158 145H160V146H158ZM175 145H176V143L174 144V147H175ZM181 145L183 146V144H181ZM199 145H201V148ZM207 145H208V147L206 149ZM216 145H218V144L212 145V148L210 146V148H211L210 150H216V149L220 148V147H217ZM178 146H176V147H178ZM196 146H198V147L196 148ZM144 148L147 149V151L145 150V152H144ZM149 149L151 151L155 150V153H154V151H153V153H151V151ZM171 149L172 148L170 147V150ZM192 150H194V151H192ZM219 150L221 153V149H219ZM164 151H166V150H164ZM175 151H177V150H175ZM187 153H189V152H187ZM208 153L205 152V154L208 155V156L205 155V156H207V158H209ZM166 154H168V152H166ZM166 154H164V155L166 156ZM214 154H216V153H214ZM24 156H26V155H24ZM158 156H159V154H158ZM203 156H204V154H203ZM203 156H202V158H203ZM217 156H219V155H217ZM205 158L206 157H204V159ZM217 159H219V158H217ZM155 160H156V162H155ZM167 160H169V159H167ZM179 160L181 161L180 158H179ZM212 161H215V160H212ZM9 162H10V164H9L10 166L11 165L14 166V161H9ZM177 163H174V165L176 164L178 166L181 164V163L180 164H177ZM34 164H35V162H34ZM158 164H159V162H158ZM185 164L183 165V167L178 166L179 169L181 167L184 168ZM174 165H172L173 169L175 167ZM208 165H209V167H210V165H212L216 168L215 169V175H213L207 171L209 169ZM163 168L164 169L166 168V169L164 170ZM182 168H181V174H183L182 170L184 171V169H182ZM162 169L165 171V172L163 171L164 174L161 173ZM179 169H178V171H179ZM8 170H9V168H8ZM27 172L30 173L31 176L30 175L28 176ZM204 172H206L205 175H204ZM212 172H214V171H212ZM159 174H161V175L163 174V175L161 176ZM45 175L49 176L50 179L46 180V178H43V176H45ZM164 175H165V178H164ZM33 177H35V178H33ZM182 177H183V175H182ZM167 179L168 180L171 179V181L169 180L170 185H171V182H172V184H173V182L175 183V184L167 187V188H169L168 190H170L172 192H176V193L177 192L181 193L182 192L181 188H184L185 194L182 196L183 198H180L181 197L180 193L178 194V195H180L179 196L180 200L182 199L181 201L179 200V202H180L179 207H181L182 208L181 210H183V207L186 206L185 209H187L186 211L184 210L185 214L187 213L186 214L187 217L184 218V221L182 220V223H179L181 225V228H182V230L180 232V234H182V235L178 234L179 236L176 238L177 240L175 243L176 246L173 249H170L169 245L166 243V241H164V239L166 238L167 235L162 234L163 235L162 237L164 239L162 237L161 238L163 240H160L159 238L156 237L155 231L157 229H160V227H158L159 225L156 224L157 225V229H156V227H154L155 224L152 225V223H151L153 221V219L155 220V218H154L156 216L155 210H159L158 207H155L157 209H154V205H153L152 209L150 208L152 206V204L159 203V202H156V200L154 201L153 195L155 196L157 191L161 190V189H159L160 188L159 186H161L163 188L162 190L165 189V187H163L164 184H162V182L163 181H164V183H165V181L167 182L168 181ZM126 181L127 182L129 181V182L127 183ZM124 182L129 184L130 187L128 185H126ZM75 184L80 185V187H82L84 189H86L85 186H89L88 188H94V189L97 188L98 189L100 187V185L105 184L106 190L103 191L102 193H100V192L96 193V195H94L95 194L94 193L93 194L94 198L91 202H88L85 199L87 202L85 201V203H83L84 199L82 197H79V199H78V196H80V195H78V196L75 195L76 194ZM124 185H126V187L128 186L127 189L131 188V189H129V192L127 191V189ZM219 185L220 184L218 183V186ZM132 188L134 189V191L136 189H138V191L136 190L134 192ZM218 188H220V187H218ZM155 189L157 191H155ZM130 190H132L134 192L133 195H131L132 192ZM126 191H127V193H129L131 195L130 196L131 199L128 198L129 196L126 193ZM139 191H141V193ZM142 191L144 192V195H142L143 194ZM216 191L217 190H215V192ZM218 191H220V190L218 189ZM105 192L108 193V196L110 197V199L104 195ZM136 192H138V194ZM154 192H155V194H154ZM224 192H227V191H224ZM230 192L231 191H228L229 194H230ZM217 193H219V192H217ZM234 193H237V192H234ZM234 193H232V196L235 195L234 198H237L236 194H234ZM163 194L165 195V193H163ZM181 194H183V192ZM159 195H160V193H159ZM178 195H176V198H178L177 197ZM216 195L218 197H216ZM83 196H85V195H83ZM141 196H143V198H145L146 201L148 200V202H144L145 199L142 198L143 199L142 200V207H141V202L139 201V198ZM156 196H157V194H156ZM224 196L225 195H223V193L220 195V197H222V200H223ZM137 197H139V198H137ZM169 197H170V194H169ZM80 198H82V199L80 200ZM157 198H158V196H157ZM234 198H232V200ZM168 199L169 198L166 199L167 203L169 202ZM217 202H215V204ZM146 203H148V205H146ZM176 203H178V202H176ZM211 203H213L212 206L215 208L214 210H215L216 214L213 213L214 212L213 209L211 207H209L210 206L209 204H211ZM218 205H220V203ZM0 206H2L1 203H0ZM148 206H149V208H148ZM157 206H158V204H157ZM136 207H138V208H136ZM253 207L255 209L256 206L253 205ZM238 209H240V208H238ZM135 210H136V212H134ZM137 210H139L141 212L143 211V214H141V212H139ZM159 211L157 213H159ZM161 211H162V208H161ZM184 211H183V213H184ZM224 212L227 213V211H224ZM255 212L256 213L254 215L257 219L255 223H258V225L259 224L261 225L262 222L264 221V213L261 215L262 212L257 213L256 209H255ZM219 213H222V212H219ZM10 214H11V210H10ZM240 214H242V213H240ZM222 215H223V213H222ZM157 217L159 218V216H157ZM222 217L223 216H221V218ZM229 217H231V216H229ZM224 218H226V217H224ZM235 218H236V216H235ZM242 218H243V216H242ZM242 218H241V220H242ZM229 219H231V218H229ZM244 220H246L245 217H244ZM155 223H157V222H155ZM223 224H225V222H223ZM252 225H253V223H252ZM256 226H257V224H256ZM252 227H254V226H251L250 229ZM161 228H162V225H161ZM230 228L235 231L237 229V226H236V229H235V226H231ZM247 228H249V227H247ZM167 229L165 231L166 233H167ZM225 229L226 228H224L223 229L224 231L223 230L222 231L224 232L225 236L226 235L228 236L227 232H231L232 230L231 231L228 230L226 232ZM252 229L258 230L259 227L256 229L254 227ZM236 231H238V230H236ZM49 232H51V230H49ZM243 232H244V230H243ZM243 232H241V233L244 234ZM159 233H160V230H159ZM159 233H158V235H160ZM246 233L249 234L248 232H246ZM218 235H220V236L217 237ZM233 235L235 236L234 233H233ZM237 235L239 236V234H237ZM225 236H224V239H225ZM239 237H238V240H239ZM228 238H226V240ZM230 239H232L231 236H230ZM238 240H236V241H238ZM233 242H235V241H233ZM227 243H228V241H227ZM237 244L238 243L236 242V245ZM250 245H248V247ZM242 251H243V249H242ZM244 253H246V252H244ZM249 253H251V251ZM3 254L7 255L6 253H3ZM253 254H256V252H253ZM152 259L153 258H151V260ZM111 261L113 262V260H111ZM111 261L110 262L108 261L109 263L108 262H102L100 264H115V263H112ZM97 263H99V261Z\"/></svg>",
  "mask_w": 264,
  "mask_h": 264
}]
</instances>
